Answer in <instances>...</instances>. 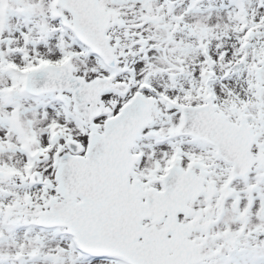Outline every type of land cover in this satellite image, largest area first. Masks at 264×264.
Masks as SVG:
<instances>
[{
  "label": "snow or ice",
  "instance_id": "1",
  "mask_svg": "<svg viewBox=\"0 0 264 264\" xmlns=\"http://www.w3.org/2000/svg\"><path fill=\"white\" fill-rule=\"evenodd\" d=\"M0 264H264V0H0Z\"/></svg>",
  "mask_w": 264,
  "mask_h": 264
}]
</instances>
